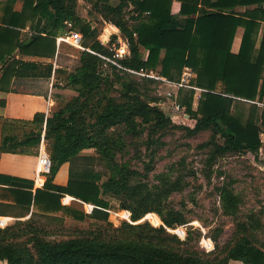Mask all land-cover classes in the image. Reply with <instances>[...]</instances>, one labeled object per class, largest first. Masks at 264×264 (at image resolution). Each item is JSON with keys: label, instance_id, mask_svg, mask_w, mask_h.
<instances>
[{"label": "trees", "instance_id": "1", "mask_svg": "<svg viewBox=\"0 0 264 264\" xmlns=\"http://www.w3.org/2000/svg\"><path fill=\"white\" fill-rule=\"evenodd\" d=\"M77 1L23 0L22 9L17 10L13 6L15 0H8L0 16V62L3 63L0 89L48 95L47 87L35 90L28 84L32 81L44 84L53 73L63 71V67L55 68L53 62L26 60L14 53L57 56L62 64L56 37L67 30L68 22L72 23L70 30L82 33L84 39L95 31L77 13ZM173 1L133 0L138 14L131 23L124 18L121 2L114 5L109 0H96L94 5L128 37L131 56L122 61L124 65L136 70H158L171 80H178L185 66L196 73L192 83L205 89L197 108L193 106L195 89L179 88L180 105L195 118L193 127L185 128L196 133L213 127L223 137L221 149L258 153L264 127V0H180L178 14L173 12ZM240 5L247 8L237 11L235 8ZM239 26L245 30L240 50L235 53L232 44ZM26 29L30 34L23 39L22 31ZM260 32L261 41L257 46ZM84 46L109 53L99 40L91 45L84 40ZM101 60L97 54L84 49L79 66L68 73L67 84L91 92L103 80L99 69ZM85 107V101L72 100L49 116L37 112L32 120H3L2 151L38 153L43 133L50 141V172L43 187L37 188L34 194L24 191L28 196L25 204L34 203L45 212L62 211L76 219L108 220L109 200L103 194L110 193L137 204L129 205L132 221L156 211L162 215L164 225L126 223L132 230H138L131 238L37 239L31 247L19 241L0 240V261L6 264H228L230 259H240L245 264H264V251L246 235L229 247L221 259H211L171 234L167 227L184 224L186 217L178 211L164 213L162 201L181 189L179 181L152 189L134 181L140 175L137 170L114 163L111 175L101 183L99 174H71L67 183H55L53 176L58 168L84 149L97 147L109 157L110 143L104 137L113 126H134L137 117L160 127L172 122L159 106L132 96L128 101L106 106L91 125L98 127L91 135L83 119ZM11 123H37L38 129L21 136L6 133ZM3 179L0 175V181ZM8 181L18 185L23 179ZM223 191L224 199L235 207L236 197L228 189ZM68 195L95 207L89 213L72 203L64 204L62 198L65 196L63 200L67 201ZM152 222L157 225L161 218Z\"/></svg>", "mask_w": 264, "mask_h": 264}, {"label": "rangeland", "instance_id": "2", "mask_svg": "<svg viewBox=\"0 0 264 264\" xmlns=\"http://www.w3.org/2000/svg\"><path fill=\"white\" fill-rule=\"evenodd\" d=\"M95 1L78 0L76 5L77 13L95 30L92 36L84 39L89 45L95 40L106 41L107 36L103 35L106 26L113 24L97 10ZM7 2L8 0H0V16ZM109 2L114 5L121 2L124 18L129 23L135 21L133 16L138 12L134 8L133 0ZM13 6L17 10L22 9L23 0H15ZM29 34L28 29L23 30L22 38L27 39ZM83 51L84 49L78 46L63 42L58 47L62 64H59L57 56L46 57L48 60L44 61L53 62L55 68L64 69L51 76V81L54 82L52 92L57 103L54 110L72 100L79 103L85 101L83 119L88 124L89 133L93 135L98 127L91 125L106 106L112 102H125L132 96H139L142 101L163 109L172 122L160 127L144 123L137 117L134 126L117 124L108 129L104 137V141L110 143L109 157H105L97 147L84 149L58 168L53 181L55 182L56 178L68 179L71 174H99L101 183L111 175L114 163L137 170L140 175L134 181L146 184L152 189L179 181L181 189L163 199V212H181L185 215L186 222L167 229L171 234L187 241V245L193 246L194 251L203 257L221 259L239 238L246 235L254 242L256 235L263 234L264 127L261 132L262 145L258 153L251 150L231 152L221 149L219 145L223 143V137L213 127L196 133H191L184 127H193L195 118L188 111L185 116L184 109L175 107L174 101L179 102V90L164 85L161 79L154 76L120 73L101 60L99 69L103 80L91 92L67 84L68 73L79 66ZM14 54L19 58L34 57L20 54L18 51ZM144 55H147V51H144ZM2 66L3 63L0 62V72ZM147 71L163 76L158 70ZM43 83L36 84L32 81L28 86L41 90L47 86ZM198 102L194 100V108H197ZM37 129V123H11L7 126L6 133L21 136L28 131L37 132ZM43 137L44 133L41 143ZM49 145L50 141L46 140L45 150L50 156ZM224 189H228L236 197L235 207L230 206L229 200L224 199ZM68 197L67 201L62 198L64 204H68L72 199ZM103 197L109 200L108 220L91 217L76 219L62 211L45 212L38 209L29 220L0 225V240L19 241L31 247L37 239L57 241L75 236L98 237L102 240L131 238L138 230H132L126 223L149 222L155 227L164 225L162 215L156 211L147 212L139 220L132 221L129 205L135 207L136 203L110 193H104ZM72 204L91 212L88 209L91 207L89 203L85 205L77 199L73 200ZM159 218L161 223L156 225L152 222ZM205 244L208 247H205ZM0 264L6 263L0 261Z\"/></svg>", "mask_w": 264, "mask_h": 264}, {"label": "crops", "instance_id": "3", "mask_svg": "<svg viewBox=\"0 0 264 264\" xmlns=\"http://www.w3.org/2000/svg\"><path fill=\"white\" fill-rule=\"evenodd\" d=\"M181 6L180 0L173 1V12L179 13ZM246 6H237L235 9L237 11H244ZM264 26V24H263ZM112 28L111 30L109 28ZM244 27L239 26L237 28L234 41L232 44V51L237 53L240 50L242 38L244 34ZM108 32V33H107ZM121 32V30L114 24H107L105 32L107 38L111 33ZM261 34L258 37L257 46H259L261 41ZM114 37L116 34L113 35ZM146 52V51H145ZM26 60H37V61H47L46 57H22ZM195 74V73H194ZM48 95L39 94L38 92H26V91H7L0 89V144L4 135L2 122L4 119H25L32 120L37 112H44L46 116H49L57 106L56 98L52 91H54V82L48 81ZM51 83V85H50ZM164 85L169 86L166 83ZM174 90L178 88L170 86ZM50 90V91H49ZM42 93V92H40ZM202 94L201 90H196V99L199 101ZM46 149V139L43 137L41 146L39 147L38 153H27V152H12V151H2L0 150V175L3 176V180L0 181V225L3 226L12 224L19 220H29L32 218L34 213L38 211V208L34 203L31 205L25 204L28 196L24 191H31L33 194L36 192V189L42 187L41 178L39 175V159L41 153L43 154ZM44 177L43 181L45 183L47 179V174L42 175ZM20 178L23 179L18 185L13 183L11 184L9 179ZM56 178L55 183L65 184L68 179L58 180ZM24 195H26L24 197ZM72 197L69 203H72L73 200L77 198ZM65 197V196H64ZM68 200V199H67ZM21 201V202H20ZM81 203L86 205V202H83L78 199ZM256 246L260 247L264 251V233L256 235L254 240ZM228 264H245L243 260L240 259H230Z\"/></svg>", "mask_w": 264, "mask_h": 264}, {"label": "built area", "instance_id": "4", "mask_svg": "<svg viewBox=\"0 0 264 264\" xmlns=\"http://www.w3.org/2000/svg\"><path fill=\"white\" fill-rule=\"evenodd\" d=\"M68 26L69 27L67 28L66 31H64L63 33L59 34L56 37L58 47H60V45L63 42H67L72 45L78 46L82 49L89 50L90 52L94 54H97L104 61L109 63L112 67H114L120 73H123L126 71L129 73L154 76L157 79H161L163 83H166L169 86L175 85L178 88V90L180 87L193 88L195 89L194 100L196 99V90H201V91L205 90L204 88L198 87L197 85L192 83V80L195 77V74H194L193 69L189 66L184 67L182 74L178 80H171V79H168L167 77L158 75L154 73L153 71L148 72L147 70L143 68L140 70H136V69H133V68H130L124 65L122 61L128 59L131 56V49H130L128 37L123 35L121 32L111 33L110 36L106 39V41L101 40V43L104 46H106V48L109 50V53H103V52H98L96 50H93L90 47L84 46V37L82 33L70 30V27L72 26L71 22H68ZM114 34H116L115 37L113 36ZM169 94L171 95L172 92H169ZM174 104L177 109H181V108L184 109L183 110L184 115L187 116V111L184 106H181L180 103L177 101H174ZM39 165L40 166H39L38 180H39V176H42L50 172L51 158L46 150L43 154L41 153L40 155ZM40 182L43 187L44 181L41 180ZM94 207L95 205L91 204V207L88 208L89 211H92ZM129 216H130V213H129ZM183 232L186 233L184 230ZM205 247H208V246L205 244Z\"/></svg>", "mask_w": 264, "mask_h": 264}]
</instances>
